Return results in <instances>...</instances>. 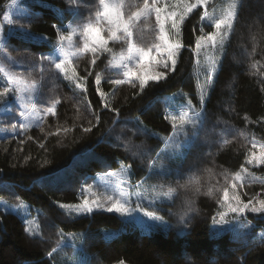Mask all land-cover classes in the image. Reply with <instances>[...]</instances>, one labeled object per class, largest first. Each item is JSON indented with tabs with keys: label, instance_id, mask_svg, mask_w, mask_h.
<instances>
[{
	"label": "trees",
	"instance_id": "obj_1",
	"mask_svg": "<svg viewBox=\"0 0 264 264\" xmlns=\"http://www.w3.org/2000/svg\"><path fill=\"white\" fill-rule=\"evenodd\" d=\"M12 1L0 0V21ZM22 1L11 17L14 32L0 50V69L33 89L34 105L43 120L15 136L0 137V200L14 207L26 204L35 217L38 235L29 236L17 215L0 210V264H55V253L49 257L48 252L61 238L58 233L84 235L85 264H119L121 260L125 264H170L181 252L186 259L179 257L172 264H264V213H248V225L219 234L212 219L222 212L225 189L244 203L257 196L264 198L263 167L254 169L260 180L245 178L242 185L235 180L236 173L247 168L253 141L264 142V0H258V6L255 0H239L233 30L218 55L221 65L203 116L195 127L173 135L172 125L164 118L168 97L183 93L199 110L193 49L201 33V8L181 27L184 47L176 70L168 71L167 79L158 84L149 82L140 93L138 84L111 83L122 79L121 73L108 68L111 54L126 50L122 42L110 43L112 51L100 56L95 66L91 53L72 57L75 75L86 77L80 89L76 80L69 84L54 67L51 53L57 31L52 26L68 23L69 29L76 28L74 43L81 46L79 26L95 18L98 0ZM124 2L130 14L143 0ZM255 15L258 23H247ZM204 29L212 32L209 25ZM155 35L153 16L147 26L140 24L136 39L148 47ZM42 55H49L50 60H41ZM152 56L158 57L155 52ZM97 73L107 108L96 91ZM48 108L54 112L48 113ZM5 118L0 117L3 126L15 121L12 115ZM86 128L91 131L85 132ZM170 135L169 154L158 157ZM134 147L139 156L131 152ZM122 165L129 168L133 184L143 181L163 192L174 189L168 204L152 210L167 222L165 231L139 232L104 210L71 218L59 209L60 204H78L80 197L85 200L81 191L96 175ZM162 165L170 175L160 174ZM189 206L192 211L185 216L186 223H181ZM122 228L124 232L109 240L103 237V232Z\"/></svg>",
	"mask_w": 264,
	"mask_h": 264
},
{
	"label": "snow or ice",
	"instance_id": "obj_2",
	"mask_svg": "<svg viewBox=\"0 0 264 264\" xmlns=\"http://www.w3.org/2000/svg\"><path fill=\"white\" fill-rule=\"evenodd\" d=\"M98 3L99 7L94 13L95 18L89 19L88 22L79 26V35L82 47L74 43V36L77 34L76 28H73L70 32H68L67 29L62 31V27L56 24L52 26L57 31L56 50L59 52H65L66 54L69 50H71V56H80L82 54L91 53L93 57L91 64L95 66L102 53L112 51V49L109 48L110 43L122 42L126 45V50L122 51L118 58L113 56V58L108 62V68L124 69L123 76L125 79H115L112 80L111 83L113 85L129 83L133 87H136V81H138L140 93L145 91V89L149 86V82L158 84L162 80H166L167 75L165 72L156 71L152 74L133 72V65L138 64L141 68H143L144 62L147 60L149 64L154 62L157 66H162L168 71L174 72L176 70L177 59L184 47L181 40V27L194 10L204 8L205 11L200 16L201 22L212 21L211 27L215 29V31L210 32L207 36H205L203 35L204 25L201 23L200 31L202 34L196 38L195 42L197 50H200L201 48L223 50L225 41L232 32L237 18V5L235 3L223 10L220 17L217 18L207 11L209 0H178V3L175 6L168 5L167 3H165L164 6H161V0H143L142 5L136 6V10L131 11L130 14L125 11L127 5L124 0H98ZM173 7L177 10H172ZM76 14H78V10ZM153 16L155 17V41L150 46L144 47L137 42V32L140 24L143 23L147 26L148 21ZM169 21L170 27L168 26ZM7 22L9 24L12 23L11 20H8ZM64 32H67V34L65 35ZM104 33H106V35ZM39 39L43 40L45 38L39 37ZM65 43H67L68 49H65ZM161 50L166 53V60L155 59L152 56L153 52H155L157 56H160ZM40 59L50 60V56L42 55ZM169 61L171 62L170 68L168 63ZM208 61V73L206 79L208 85L211 86L214 83V74H218L221 60L219 57L212 56L208 58ZM67 65L68 61L65 59H60L59 62L54 63L55 69L62 73L66 79L76 80V88L80 89V81L82 79L86 80V77H77L75 76V73H73V76L70 77L68 75ZM95 83L97 85L96 91L100 95L104 107L107 108L108 104L104 101L105 93L100 89L101 76L99 73L96 74ZM13 91L14 90L10 86L4 87L0 90V102L7 104L8 98L12 95ZM207 98H210V93L204 92L200 96L201 109L204 108ZM17 99H19V97H17ZM56 103H59V101H56ZM47 111L48 113H53L54 108H48ZM116 111L117 115H119L118 110ZM190 111H192L191 101H189L188 111L181 110L179 114H166L164 118L171 123L173 129L177 128V120L180 122V127L189 124L195 127L197 122L203 116V111L194 113L193 115L189 114ZM20 115L23 116L24 113L21 112ZM97 119H99V117H97ZM245 119H247V117ZM26 127H28V125L25 123L21 122L19 124L20 129H25ZM11 128L14 131L17 128V124H12ZM140 130L143 131V129ZM84 131H91V128H86ZM193 135L195 136L196 133H193ZM177 147H183V145L177 144ZM252 147L253 149L257 148L255 141H253ZM259 148V154L255 151L251 153L250 158L247 160L248 164H255L257 167L264 165V144L259 145ZM157 155L159 157V153ZM150 167H152V165H150ZM241 173H244V175H241ZM160 174L170 175L171 173H164L162 165ZM108 175H113V173H108ZM245 176H250L253 182L258 179L253 174L247 172L246 169L242 168L241 172L236 173L235 180L240 181L242 185ZM260 182L264 183V180ZM233 187H236V185L234 184ZM197 191H199V189H197ZM173 192L174 189L169 188L167 192H161L158 195L168 198L171 197ZM123 194V191H121L120 195L122 196ZM223 200L226 203L228 212H220L219 219L215 216L212 218L213 224L218 225L220 230H230V226L239 222L242 217L247 215L248 212L257 214L264 213V200H258L256 203L249 200L247 203H244L237 195H234L231 199H229L227 189H225ZM232 201H235V203ZM59 207L64 209L69 217L73 215H90L94 210H104L109 213L115 212L120 214L122 217H131L133 213L142 212L148 220L156 222L157 225L167 223L164 221L162 216L156 215L155 212L143 211L140 204H137V206L133 208L127 200H121L118 197L113 196H107L105 198V202H101L99 200H92L89 202L85 199L81 204H60ZM191 211L192 208L189 206L180 217L181 223H186L185 216H187V214ZM229 213L235 214L231 220L227 218ZM24 231L32 237L38 235V233L30 227H25ZM58 235H60L61 238L56 242V247L48 252L49 257H52L53 253L56 252L67 239V237H65L62 233H58ZM119 264H125V261L121 260L119 261Z\"/></svg>",
	"mask_w": 264,
	"mask_h": 264
},
{
	"label": "rangeland",
	"instance_id": "obj_3",
	"mask_svg": "<svg viewBox=\"0 0 264 264\" xmlns=\"http://www.w3.org/2000/svg\"><path fill=\"white\" fill-rule=\"evenodd\" d=\"M22 2H23L22 0H13L9 4H7L5 7L3 17L0 21V50L5 40L7 39V37L10 36L14 32V27L12 26V23L9 24L7 21L11 20L12 15L17 10V6L22 4ZM238 2L239 0H209L207 11L210 14L218 18L222 14L223 10L227 9L233 3L238 5ZM165 3L171 6H175L178 3V0H161V6H164ZM258 3H259L258 0H255L253 4L254 6H258ZM172 10H177V9L173 7ZM202 10L203 12L205 11L204 8H202ZM6 16H7V19H6ZM258 21H259V18L258 16L255 15L252 17L251 21L247 23H251V25H254V24L256 25ZM201 23H203V25L211 26L212 21L201 22L200 20V24ZM168 26L170 27V21H169ZM64 29H67V31L69 30L68 32L72 30V29H69L68 23L62 26V30ZM211 29H212V32L215 31L214 28L211 27ZM201 34L202 33H200L198 36H200ZM207 34L208 33L206 32V30L203 29V35L207 36ZM81 46H82V43H81ZM123 46L125 48V45ZM64 47L65 49H68L67 43H65ZM220 51L221 49L213 50L211 48H201L200 50H197L196 47L194 46V49H193L194 74H195V79H196V87H197L196 93H197V98H198L199 110H196V108H194V106L191 104L192 111L189 112L190 115H193L194 113H199L203 110L201 109V105H200V96L204 92L209 93V90L211 88V86L208 85L207 79H206L207 73H208V63H209L208 58L212 56L218 57ZM70 52L71 50H69L67 54L65 52H59L56 50V45H55V49L51 53V55H53L51 57V60L54 62H59L60 59L67 60L68 61V65H67L68 75L71 77L73 76V73L75 72L71 68L70 61L73 56H71ZM104 53H102L100 56H102ZM120 54L121 52L117 54L112 53L111 59L113 58V56L118 58ZM155 59L166 60L167 59L166 53H164L162 50L161 55L158 57H155ZM168 63H169V68H170L171 62L169 61ZM112 69L114 71L121 73L122 79H125V77L123 76L124 69H121V68H112ZM132 71L133 72H144L148 74H152L154 71L165 72V73L168 72L167 69L163 68L162 66H157L154 62L152 64H149L147 60H145L143 68H141L138 64H134L132 67ZM64 80L68 82L69 84L75 82L74 79L68 80L65 77H64ZM136 84L139 85V82L136 81ZM0 85L3 88L10 86L14 90L12 95L9 96L7 104L0 102V117H3L4 118L3 121H6L5 116L12 115L13 117H15V121L13 122V124L14 123L17 124V128L13 131L11 126L8 125V123L5 122L6 123L5 126L1 125L0 123V137L1 138L7 137V136H15L19 131L21 132L28 128L35 127L42 122L43 117L40 114V112L36 110L35 105H34L35 93L33 89L31 91L27 88V86L14 81V79H10L1 69H0ZM17 97H19V99H17ZM104 101L107 102L106 96L104 97ZM166 105H167L166 114H179L181 110H184V111L189 110V99L187 95L178 92V93L171 95L170 97L166 99ZM21 112L24 113L23 116L20 115ZM21 122L27 124L28 127H26L25 129H20L19 124ZM176 123H177V128L173 129V132L171 133V135H173L174 132L182 133V131L186 127L192 126L191 124H189V125L180 127L179 120H177ZM171 135L165 140L163 147L161 148L159 152V155L161 157H163L164 154H167V155L169 154V151H167L166 146L171 139ZM256 144H257V148L255 149L252 148V150L257 152V154H259V151H260L259 145L264 144V142L256 143ZM131 152L136 156L140 155L138 147L132 148ZM201 156L202 155H200V157ZM211 165L213 166V164ZM262 167L264 168V165H260L259 167H257L255 166V164L247 163L246 170L247 172L257 177L258 178L257 180H260L259 174L258 173L256 174L254 172V169L256 168L260 169ZM109 173H113V175H108V173L96 175L91 185L87 188H84L81 191V194L84 195L85 199H87L89 202H91L92 200H99L101 202H105V198L107 196H113V197H118L121 200H127L130 203L131 207L133 208H135L137 204H140L143 211H150V212H153L152 211L153 209L160 208L161 206L166 205L170 202L171 197L164 198V197L159 196L158 194L163 191L156 189L155 187L148 186L147 184L143 183V181H140L136 184L131 183L130 170L129 168L123 165L120 166V168L117 169L116 171H112ZM241 175H244V173H241ZM245 178L246 180H252L250 176H245ZM121 191H123L124 193L122 196L120 195ZM234 195H236L234 192H228L229 199H231ZM258 200H264V198L257 196L252 199L253 203H256V201ZM83 201L84 199L80 197L78 204L83 203ZM232 202L235 203V201H232ZM59 209L63 213L66 214V211L64 209H61L60 207ZM0 210L3 213L9 212V213L17 215L26 224L27 227H30L34 231L37 232L35 217L30 215L29 207L26 204L20 203L18 206L14 207V206H9L4 201L0 200ZM96 211L98 210H94L93 212H96ZM222 212H228V208L224 200H223V205H222ZM113 213L116 214L119 218H121V220L123 221V224L126 227L131 228V229H137L139 230V232H142V233H149L152 231H165L167 228L166 224L157 225L156 222L148 220V218L145 217L142 214V212L133 213L131 217H128V216L122 217L118 213H115V212ZM248 213H251V212H248ZM92 214L88 216H91ZM252 214H257V213H252ZM234 215L235 214L233 213H229L228 215L229 219L231 220ZM84 216H87V215H84ZM75 217H78V216H75V215L71 216V218H75ZM218 219H219V216H218ZM243 224H246V225L249 224V220L246 218V216L242 217L239 222L231 225L230 231L232 232L236 231L237 229L241 228L240 226H242ZM214 228H215L214 230L218 234L224 231V230H220V227L218 225H215ZM124 230L125 228H122V230L120 229L118 231L108 230L106 232H103V237L106 240H109L117 236L119 233L124 232ZM65 237H67V239L65 240V243L62 244L57 249L56 252H54L55 260H56L55 264H85V260L87 256L83 252L84 235L70 234V235H65ZM66 249H69L70 251H65ZM181 253L179 257L180 258L183 257L184 259H186L187 256L184 253L182 254ZM178 258H175V259L172 258V261L170 264H172L174 260L176 261ZM189 263L191 264V262Z\"/></svg>",
	"mask_w": 264,
	"mask_h": 264
}]
</instances>
